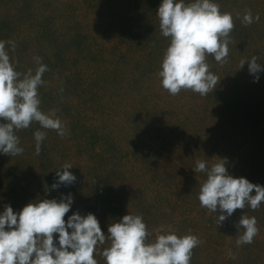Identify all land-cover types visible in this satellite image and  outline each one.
Wrapping results in <instances>:
<instances>
[{
	"label": "rangeland",
	"instance_id": "rangeland-1",
	"mask_svg": "<svg viewBox=\"0 0 264 264\" xmlns=\"http://www.w3.org/2000/svg\"><path fill=\"white\" fill-rule=\"evenodd\" d=\"M213 2L232 14L234 28L226 62L206 56L220 79L202 96L190 89L172 95L162 86L170 43L157 15L162 0H0V40L16 44L15 51L6 44L10 61L22 75L35 72L37 56L47 65L40 108L54 111L66 129L63 137L37 122L17 130L23 152L0 153V213L71 195L65 222L93 213L106 236L97 264H106L108 226L126 214L142 215L149 242L161 226L197 236L190 264H264V203L218 224L219 209L198 199L206 179L194 170L198 160L210 168L224 159L230 175L264 186V70L256 80L248 67L255 56L264 69V0ZM249 10L254 20L245 25ZM37 130L46 133L39 155ZM65 163L75 181L52 188ZM243 215L255 217L259 231L238 247Z\"/></svg>",
	"mask_w": 264,
	"mask_h": 264
},
{
	"label": "clouds",
	"instance_id": "clouds-1",
	"mask_svg": "<svg viewBox=\"0 0 264 264\" xmlns=\"http://www.w3.org/2000/svg\"><path fill=\"white\" fill-rule=\"evenodd\" d=\"M157 15L164 37L170 38L159 76L164 89L177 95L181 89H190L204 96L213 91L219 77L209 71L206 56L212 55L218 63L226 62L229 53L230 33L234 28L233 16L221 12L213 0H162ZM251 11H247L242 23H253ZM259 21V15L255 17ZM6 44L15 51L12 40H0V153L18 155L17 130L37 122L41 128L55 130L63 137L66 129L55 112L41 110L38 89L44 84L43 74L47 65L35 57V72L28 69L23 75L15 70L6 50ZM245 61H241L243 67ZM249 72L257 74L262 65L253 56L248 61ZM258 80V75H255ZM63 91V89H61ZM46 133H34L35 151L39 155ZM226 160L219 159L210 168L198 160L195 172H205L206 179L200 186L198 199L202 207L216 213L221 224L236 209L246 205L253 211L264 203V186L253 184L244 177H234L226 169ZM65 163L63 171H56L60 184H72L76 177ZM255 190V195L251 193ZM73 200L71 195L56 199L36 200L26 204L20 212L5 206L0 213V264H97L94 253L98 245H104L106 236L93 213L86 216L73 213L65 222ZM239 227L243 233L236 240L237 246L251 244L258 234L255 217L241 216ZM7 229V230H6ZM71 229V231H69ZM58 234L59 247L54 243ZM156 238L149 242V232L142 215L126 214L119 222L108 226L109 246L102 256L106 264H190L193 249L200 244L197 236H178L163 226L156 230ZM231 255V253H230ZM234 258V257H233Z\"/></svg>",
	"mask_w": 264,
	"mask_h": 264
},
{
	"label": "trees",
	"instance_id": "trees-1",
	"mask_svg": "<svg viewBox=\"0 0 264 264\" xmlns=\"http://www.w3.org/2000/svg\"><path fill=\"white\" fill-rule=\"evenodd\" d=\"M252 135H253V134H252ZM252 135H248V136L250 137V136H252ZM253 138H254V137H253ZM253 138H252V140H251V138H249V139H250V141H253ZM250 143H251V142H250Z\"/></svg>",
	"mask_w": 264,
	"mask_h": 264
}]
</instances>
